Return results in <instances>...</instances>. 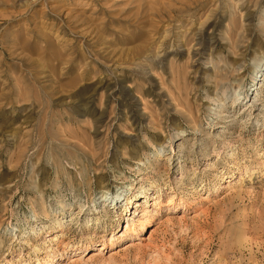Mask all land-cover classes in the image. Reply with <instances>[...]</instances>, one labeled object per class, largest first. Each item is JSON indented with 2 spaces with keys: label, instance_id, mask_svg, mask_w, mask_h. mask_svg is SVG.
<instances>
[{
  "label": "rangeland",
  "instance_id": "rangeland-1",
  "mask_svg": "<svg viewBox=\"0 0 264 264\" xmlns=\"http://www.w3.org/2000/svg\"><path fill=\"white\" fill-rule=\"evenodd\" d=\"M0 264H264V0H0Z\"/></svg>",
  "mask_w": 264,
  "mask_h": 264
},
{
  "label": "bare ground",
  "instance_id": "bare-ground-1",
  "mask_svg": "<svg viewBox=\"0 0 264 264\" xmlns=\"http://www.w3.org/2000/svg\"><path fill=\"white\" fill-rule=\"evenodd\" d=\"M229 189H230V187H229ZM233 189V188H232ZM111 200H114L115 201V203H117L118 202V200H120V194H118V193H115V195L112 197V199ZM136 204V203H135ZM147 213V209L146 208H144L143 209V211H142V214H146ZM135 226H136V223L134 222V220L133 219H131L130 221H128L127 222V224H126V226H125V229L126 230H128V231H131V230H134L135 229ZM127 232V231H126ZM151 233V232H150ZM151 234H149L148 236H150ZM128 245H132L133 246V244H128ZM86 246V245H85ZM87 248H89L88 246H86ZM98 247V246H97ZM80 249H82V248H80ZM101 249V248H100ZM84 250V249H83ZM89 250V249H88ZM95 250H96V248H95ZM94 250V251H95ZM82 251V250H81ZM101 251V250H100ZM100 251L99 250H96V254H98V253H100ZM76 252V251H75ZM80 252V251H79ZM82 252H84V251H82ZM114 252H116V251H114ZM78 253V252H77ZM111 253V252H110ZM75 254V253H74ZM73 254V255H74ZM101 254V253H100ZM80 255V254H79ZM93 255V254H92ZM99 255V254H98ZM110 255V254H109ZM78 256V255H77ZM95 256V255H94ZM93 256V257H94Z\"/></svg>",
  "mask_w": 264,
  "mask_h": 264
}]
</instances>
